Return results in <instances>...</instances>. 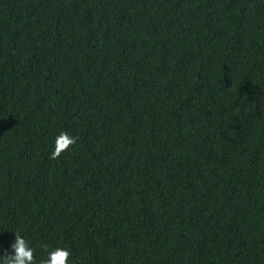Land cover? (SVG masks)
<instances>
[{
    "label": "trees",
    "instance_id": "obj_1",
    "mask_svg": "<svg viewBox=\"0 0 264 264\" xmlns=\"http://www.w3.org/2000/svg\"><path fill=\"white\" fill-rule=\"evenodd\" d=\"M15 233L36 264H264V0H0V258Z\"/></svg>",
    "mask_w": 264,
    "mask_h": 264
},
{
    "label": "clouds",
    "instance_id": "obj_2",
    "mask_svg": "<svg viewBox=\"0 0 264 264\" xmlns=\"http://www.w3.org/2000/svg\"><path fill=\"white\" fill-rule=\"evenodd\" d=\"M77 138L70 136L66 132H60L55 138L54 148L50 154V159H58L63 153L68 151L76 144ZM47 251V245L43 246ZM13 255L7 253L0 259L2 264H36L34 250L29 243L19 234L15 233V242L11 245ZM71 253L64 249L57 247L54 250L48 251L46 259L40 261V264H69V256Z\"/></svg>",
    "mask_w": 264,
    "mask_h": 264
}]
</instances>
